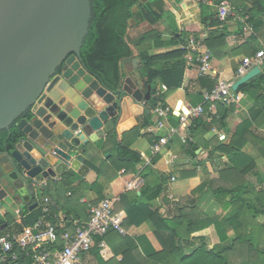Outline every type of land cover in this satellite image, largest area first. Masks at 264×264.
<instances>
[{
    "label": "trees",
    "instance_id": "1",
    "mask_svg": "<svg viewBox=\"0 0 264 264\" xmlns=\"http://www.w3.org/2000/svg\"><path fill=\"white\" fill-rule=\"evenodd\" d=\"M228 1L236 9L241 6L234 0ZM220 2L221 0H212L214 9L209 8L211 13L208 16L215 17L216 8ZM91 3L92 19L89 32L81 48V57L88 70L101 78L106 87L112 88L116 86L120 76H123L120 69L122 60L133 56L125 39L128 28L131 25L137 26L142 23L155 25L167 12L164 10L163 0H148L144 3L140 0H91ZM251 18L255 19L253 15ZM204 23L210 26L207 37L204 39L205 46L216 59L226 56L228 33L223 28H221L222 30L218 29V24L222 25V21L215 18L210 22V18L205 17ZM251 38L253 37L251 36ZM177 42L178 39L175 37L167 42L161 41L160 33L156 29L143 32L135 42V48L142 61L139 72L145 79V85L151 84L149 100L151 108L158 102L163 107H167L166 97L177 88L182 87L185 65L181 59L185 54V49L178 48L156 54H149L148 51L152 46L161 47ZM240 46L244 47L243 51L246 57L254 55L255 51L247 50L249 48L247 42ZM237 50L238 48H234L235 53ZM166 62H171V64L163 67V63ZM156 81L165 85L167 89L159 92L155 84ZM215 82L207 76L199 78V83L206 85L207 91L214 88ZM237 90L252 100L254 105L253 120L256 116L264 115V73L241 84ZM185 95L193 105L203 101L202 92L199 90L194 93L186 91ZM174 99L176 98L170 100ZM181 100L180 97L172 106L176 109L178 101L182 102ZM209 105V101H203L202 110L207 112ZM218 106L225 114L223 117L230 114V109L220 104ZM220 110L218 112L221 114ZM26 116L29 117V113ZM145 118L142 126L150 124V116ZM168 120L172 126H177L178 118L172 112L169 113ZM251 124L252 122L249 121L241 123L227 145L223 144L217 136H213L214 144L211 145L210 155L213 158L224 155L227 162L225 167L219 171L220 180L212 182L209 188L222 210H227L238 203L239 206L235 208L234 213L231 212L226 216L223 222L216 216L200 218L196 207L192 205L180 208L178 214L173 217H165L157 210H150V203L162 193L163 182L160 181L162 175L159 172L147 168L142 173L145 186L141 193L139 195L134 191L123 193L120 199L115 202L113 212L120 214L121 227L124 231L125 227L149 221L153 233L161 245V250L156 251L150 246L149 249H146L144 247V243H147L145 237L134 239L128 235H122L116 230H110L103 237H96L95 244L90 249L98 264H264V225L257 220L258 216L264 215V180H261L256 171V159L243 151L245 143L249 140L248 127ZM263 124L264 122L255 125ZM189 129L188 136H191L192 140H196L198 136L208 132L204 128V121L201 117L192 118ZM138 130V127H133L130 133H133L135 137L138 135ZM19 136L20 131L15 125L11 126L9 131L1 130L0 151L6 147H13ZM112 138L113 135L110 133L108 139ZM253 141L259 157L264 160V139L253 138ZM114 147L117 152L109 157V165H107L109 168L106 167L108 169L97 166L95 159L88 161L97 177L105 176L108 181L117 177L116 172L121 167L128 168L129 172H135V165L142 162L139 154L131 150L128 144H114ZM196 149L195 142L187 141L183 145L184 152L190 153L192 157L195 156ZM108 150L110 149H106V151ZM106 170L111 171L112 175L107 177ZM74 174L71 170L67 171L63 174L61 181L49 183L50 188H46L44 194H48L57 202L56 197L67 191L70 194H75L96 185L95 181L89 184L84 179L75 177ZM248 174L258 176V185L254 186L247 180ZM149 176H154L155 179H151ZM53 188L54 191H52ZM97 191L100 194L99 200L95 204L99 205L103 195H101V188H97ZM50 207L52 211L55 210L54 204L50 203ZM41 213L40 208L34 209L24 217L22 225L33 224ZM50 214L45 218L54 223ZM210 225H213L219 232L221 246L210 248L202 236H192V233ZM230 227L233 231L231 238L226 233ZM105 238L113 252L112 257L106 252L107 247L99 248L97 245L100 239L105 240ZM187 247L189 250L186 249ZM116 256H121V258L117 259Z\"/></svg>",
    "mask_w": 264,
    "mask_h": 264
},
{
    "label": "crops",
    "instance_id": "2",
    "mask_svg": "<svg viewBox=\"0 0 264 264\" xmlns=\"http://www.w3.org/2000/svg\"><path fill=\"white\" fill-rule=\"evenodd\" d=\"M163 1L165 4L164 10L167 14L152 26L147 23H142L137 26L131 25L126 32L125 39L133 52L132 57L138 58L140 57L135 48V42L143 32L150 29H156L160 33V39L163 42L170 41L174 37L178 39V42L161 47L152 46L148 51L149 54L163 53L183 48V45L193 37H200L203 39V48L207 50L211 56L210 62L212 69L208 72L201 73L199 65L194 61H189L186 54H184L181 59L185 65L182 87L171 92L165 99V103L170 112L178 118L177 126H172L170 124L168 120L169 114L167 117L158 116L153 112L156 105L151 108L150 102H146V109L150 110V113H145V111H143L139 115L128 116L119 123L116 132L111 130L108 134L103 136L102 139L93 143L91 146L92 150L84 154L85 164L88 168H85L83 164L80 165V163L75 164V167L80 168L81 173L78 172L79 169H74V176L84 179L89 184L95 181L96 185H93L89 189L86 188L82 192L79 191L81 192L80 195H78L79 192L70 194V192L67 191L56 197L57 202H55L56 200L50 198L48 194H44V191L46 188H50V186H48L49 183L61 181L63 174L69 169L66 166H62L58 170L60 174L54 179L43 182L46 183L44 184V191H42V193L38 192L34 199H31L29 202L20 201L17 203V209L15 210L6 205L2 206V211L0 212V226H4L1 229L10 231L21 230L24 226L22 225L24 217L34 209H41L44 205L48 207L49 214L51 213L50 215L55 221V224H63L65 229L72 230L76 224H82L88 220L90 208L95 206V203L99 200L100 193L97 191V188H101L103 199L114 197L119 200L120 196L127 191H134L139 195L145 186V179L142 173L147 168L159 172L162 175L160 181L163 182L162 193L157 199L150 203V210H157L165 217H173L178 214L180 208L192 205L196 207L197 214L200 218L216 216L224 222L226 216L230 215L231 212L234 213L236 210L235 208L239 205L236 203L227 210H222L209 188L212 182L220 180L219 171L225 167V163L227 162L224 155L215 158L210 155L211 145L214 144L213 136H217L223 144L227 145L232 139V135L237 127L245 121L252 122V124L248 127V132L250 133L248 136L249 140L245 143L243 151L256 159V171L259 176L263 173L264 160L259 157L253 138L264 139V124L261 126L255 125L264 122V115L256 116L253 120L252 110L254 112V105L250 98L244 96L243 93L237 90L234 92L236 94L238 93V100L227 104H223L216 100H208L210 102L208 111L204 112L202 110L199 116L188 115L187 110L190 106H201L202 102L205 101L203 94L207 91V86L199 83L200 77L207 76L216 82L222 80L232 84L237 80L236 70L242 60L247 58L243 51L244 47L240 45L247 42L249 46L247 50H251L252 52L255 51L252 57L255 56L256 52L264 51V0H234L235 3L241 4L237 9L230 1L221 0V2L227 3L233 14L222 21V25L218 24V29L222 30L221 28H223L225 32L228 33L226 37V43L228 45L226 50L227 54L220 59L214 58L204 43V39L207 37V33L210 30V26L204 23V18L209 17L210 22L215 20V18L218 19L217 13H215V17L211 15L208 16V14L211 13L209 8H213L212 0H195L194 6L187 10L182 9L180 6H176L172 0ZM252 15L255 17L253 20L251 18ZM218 21L221 20L218 19ZM246 24L249 25L251 29H246ZM251 36L253 38H251ZM234 48H238L237 53H235ZM170 64L171 62H166L163 63L162 66L167 67ZM253 67H259L260 69V72L256 76L264 73V59H259ZM120 69L122 75H124L122 66ZM131 75L142 89L145 88L146 85L145 83L143 84V80L145 79H142L139 69L132 70ZM161 85L163 84H156L157 90L160 89ZM197 90L202 92L203 101L193 105L186 98L185 94L186 91L194 93ZM180 97L182 98V102L178 101V103H184L185 105H183V107L178 106L175 109L170 104L169 99L176 98L173 100V103H175ZM218 104L230 109V114L223 117L225 114L220 110L221 107L218 106ZM218 110H220L221 114ZM181 115L185 117L183 121ZM146 116H150V124L142 126L146 120ZM194 117H201L204 121V128L208 130L204 135L198 136L196 140H192V137L188 136L190 133L189 127ZM133 127L139 128V135L135 137H137L136 139L144 138L142 141L136 140L133 133H130ZM170 127H175L176 132L168 138L167 143L162 146L159 152L153 153L151 150L152 144L157 142L160 136L167 134ZM110 133H112L113 138L109 140L108 136ZM184 136H186V138L188 137L189 140L187 141H191L192 143L195 142L197 145L194 157H192L190 153L186 154L183 150V145L187 142L182 140ZM210 140L211 142H209ZM114 144H128L131 150L139 154L142 162L135 165V172H129L130 170L128 168L125 169V167H121L116 172L117 177L108 181L105 176L97 177L95 171L88 164V161L95 159L97 166L108 169L109 157L117 152L115 151ZM133 144L134 146H139V148L134 147ZM106 149L110 150L106 151ZM106 172L107 177L112 175L111 171L106 170ZM149 178L155 179L154 176H149ZM246 178L254 186L258 185V176L248 174ZM260 178L264 180L262 177ZM52 191H54V188ZM44 197L48 198V202L45 204L43 202ZM33 203H36V205L29 208ZM50 203L54 204V211L51 210ZM65 204L67 206L66 208ZM41 216L42 213L40 217ZM257 220L264 225V215L258 216ZM226 233L228 237H232L233 231L231 227L226 230ZM124 235H128L134 239L145 237L149 244L148 245L146 242L144 243L146 249H149L150 246L156 251L161 250V245L156 239L149 221H143L139 224L125 227ZM192 236H202L210 248L222 245L219 232L213 225L192 233ZM104 241L106 244L105 247H107L106 252L112 257L113 252L108 246L109 244L106 242V238ZM186 249L189 250L188 247ZM116 258L120 259L121 256H116ZM80 264H98V262L94 253L89 251L80 256Z\"/></svg>",
    "mask_w": 264,
    "mask_h": 264
},
{
    "label": "water",
    "instance_id": "3",
    "mask_svg": "<svg viewBox=\"0 0 264 264\" xmlns=\"http://www.w3.org/2000/svg\"><path fill=\"white\" fill-rule=\"evenodd\" d=\"M172 2L187 10L195 0ZM91 19V0H0V131H20L0 151V208L34 199L62 166L81 173L75 164L88 168L84 154L93 143L128 116L150 113L151 84L142 89L131 75L140 58L122 60L124 75L112 88L84 64ZM259 72L248 70L232 91Z\"/></svg>",
    "mask_w": 264,
    "mask_h": 264
},
{
    "label": "built area",
    "instance_id": "4",
    "mask_svg": "<svg viewBox=\"0 0 264 264\" xmlns=\"http://www.w3.org/2000/svg\"><path fill=\"white\" fill-rule=\"evenodd\" d=\"M217 17L224 21L233 14L226 2H220L216 8ZM246 29H251L245 25ZM186 57L199 65L200 72L205 73L212 69L210 53L203 48V39L190 38L185 45ZM259 59H264V51L256 52L254 57L244 58L236 70L237 79L253 68ZM232 83L218 80L211 91H206L204 100H216L223 104L238 100L239 95L232 91ZM165 85H161L159 92L165 91ZM158 92V93H159ZM160 117H167L170 113L168 107H163L159 102L153 110ZM188 115L199 116L202 113L200 105L188 107ZM182 121L185 119L181 115ZM176 132L175 127H170L168 133L159 137L152 144L151 150L157 153L168 141V138ZM183 141L189 140L184 136ZM117 198H104L99 205L89 210V219L76 224L72 230L65 229L64 225H57L46 220L49 214L47 206L41 207L42 216L31 225H24L21 230L10 231L0 228V264H80V256L90 251L95 244L96 237H103L110 230H116L124 235L121 227L119 213H114V204ZM44 204L48 198L44 197ZM98 247H105L104 239L97 243Z\"/></svg>",
    "mask_w": 264,
    "mask_h": 264
},
{
    "label": "rangeland",
    "instance_id": "5",
    "mask_svg": "<svg viewBox=\"0 0 264 264\" xmlns=\"http://www.w3.org/2000/svg\"><path fill=\"white\" fill-rule=\"evenodd\" d=\"M131 24H132V23H131ZM158 83H159V82L156 81V84H158ZM138 135H139V133H138ZM138 135H137V136H138ZM136 138H137V137H135V139H136ZM143 139H144V138H139V139H136V140H141V141H142ZM133 146H134V144H133ZM134 147L139 148V146H137V145L134 146ZM106 155H107V154H106ZM260 177H262V179H264V171H263V173L260 175ZM180 179H181V178H180ZM41 193H42V192H41ZM1 211H2V208H0V212H1Z\"/></svg>",
    "mask_w": 264,
    "mask_h": 264
},
{
    "label": "bare ground",
    "instance_id": "6",
    "mask_svg": "<svg viewBox=\"0 0 264 264\" xmlns=\"http://www.w3.org/2000/svg\"><path fill=\"white\" fill-rule=\"evenodd\" d=\"M169 102H170V104L172 105L173 104V101H171L170 99H169ZM172 102V103H171ZM183 105H185L184 103H178L177 104V107L179 106V107H183Z\"/></svg>",
    "mask_w": 264,
    "mask_h": 264
},
{
    "label": "flooded vegetation",
    "instance_id": "7",
    "mask_svg": "<svg viewBox=\"0 0 264 264\" xmlns=\"http://www.w3.org/2000/svg\"><path fill=\"white\" fill-rule=\"evenodd\" d=\"M57 74H59V71L56 72V74H55L54 76H56ZM54 76H53V77H54ZM53 77H52V78H53ZM43 92H45V89L43 90ZM34 106L37 107V106H39V105L37 104V102H35Z\"/></svg>",
    "mask_w": 264,
    "mask_h": 264
}]
</instances>
